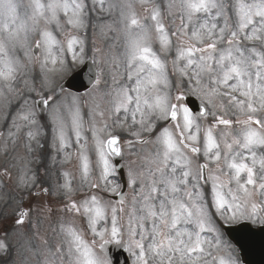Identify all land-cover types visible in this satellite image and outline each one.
Returning <instances> with one entry per match:
<instances>
[{"label":"snow or ice","instance_id":"obj_1","mask_svg":"<svg viewBox=\"0 0 264 264\" xmlns=\"http://www.w3.org/2000/svg\"><path fill=\"white\" fill-rule=\"evenodd\" d=\"M173 6L167 4L169 10ZM114 7L108 0H91L90 7L86 0H34L29 28L24 23L17 25L15 0H0V99L7 101L9 110H15L7 139L15 144L26 129L27 152L34 151L35 143L43 153L46 144L40 138L50 124L52 141L47 147L63 153L65 159L79 157L84 181L91 174L88 150L95 151L100 167L99 177L89 182L91 191L83 200L68 195L72 192L70 180L59 186L68 199L63 210L85 217L92 239L86 240L83 231L61 217L59 227L66 248L57 245L55 252L48 250L44 264H56V253L60 264L65 255L67 264H112L106 252L109 244L128 252L132 264H235L230 254L228 259L213 255L217 249L230 247L222 239V229L240 220L264 223V154H257V149H264V0H180L174 30L163 22L160 5L153 4L146 19L152 22L161 51L170 50L173 39L176 41L174 84L169 82L165 62L151 46L148 27L132 12L126 18L124 61L114 59L111 65L112 85L105 93L110 104L108 118L96 111L99 105L90 108L89 114L100 119H93L87 129L91 132L89 144L80 98L69 100L63 86L57 94L47 83V73L58 70L57 65L62 68L65 62L63 44L49 26L78 30L86 26L91 13L110 12ZM29 32L39 36L32 47L43 57L45 75L43 79L33 76L39 85L25 82V88L17 90L14 85L24 65L14 53L25 48ZM77 43L82 41L75 36L67 39V52L74 60ZM28 54L26 50L25 56ZM95 83L99 85V75ZM161 86L172 90L162 91ZM190 96L200 102L195 114L188 105ZM113 115L120 125L130 117L133 125L149 134L158 127L152 117L171 122L151 141L155 151L141 156L137 167L131 161L126 173L110 160L123 155L119 136L106 133ZM208 117L211 122L202 128L198 121ZM69 121L78 146L75 154L67 151L73 146ZM132 135L137 137L135 141H125L130 149L137 143H149L140 131ZM3 148L7 151V140ZM26 171L19 178L23 186H28ZM27 216L22 209L16 223L22 225ZM97 244L103 255L95 251ZM0 252L13 253L2 238Z\"/></svg>","mask_w":264,"mask_h":264},{"label":"rangeland","instance_id":"obj_2","mask_svg":"<svg viewBox=\"0 0 264 264\" xmlns=\"http://www.w3.org/2000/svg\"><path fill=\"white\" fill-rule=\"evenodd\" d=\"M44 2H47V0H44ZM86 2L90 7L91 0H86ZM170 2L174 5L171 10L167 8V4ZM179 2L180 0H147L146 3L142 4L140 0H108V3L115 5V7L110 12H101V14L97 12L98 15L91 13L90 17L86 20L85 27H81L78 30H72L69 29L67 25H64L63 30H58L55 24L49 26L57 40L59 34H61V37L63 35L66 36L63 56L65 62L63 67L59 68L60 65H58L56 67L58 70L47 73V83L54 88L57 94H60L59 87L63 84L65 79H67L70 74L77 71L86 59L93 57L97 63L100 83L99 85H96L89 94L80 96L81 99L79 100L84 119V136L87 137L89 144L91 143V132L87 131V129L93 119L97 121L100 119L99 116L93 117L89 114L90 108L99 105V108H97L96 111H103L105 113V119L108 118L110 104L108 102L109 97L106 96L105 93H107L109 87L112 85L111 65L114 59L121 62L124 61L126 41L128 39V36L124 34L127 32L126 18L132 12H135L137 16L142 19V22L146 27H148L151 36V46L160 59L165 62L170 84L176 82L177 77L174 75L172 64V61L176 56V41L173 39L170 50L161 51V46L153 30L152 22L150 19H146V17L150 15L153 4L160 5L163 22L169 30H174L175 25L173 22L175 21V23H179ZM15 3L18 5L17 14L21 13L25 15V19L16 21L17 25L24 23L31 28L32 20L30 17L33 13L34 0H15ZM128 4H131L132 7H127ZM146 8L148 9L147 12L145 11ZM170 12L171 14H169ZM43 26L44 22L40 21V27ZM68 29L72 34L66 33ZM20 35L21 38H23L24 33L21 32ZM2 36L3 33H0V37ZM36 36L37 35L34 32H29L25 48H18L14 53V55L20 58L22 65H24L21 69V75L14 85L17 90L25 88V82H27L28 86H31L34 82L39 85V79L33 81V76H39L40 79L44 78L45 74L41 71L42 55H40V58H37L35 61L31 55V48L36 42L35 38H39ZM71 36L77 37L82 41V44L77 43L74 45V51L77 54L76 59H71V63L66 64L68 54L67 39ZM81 47L83 48L82 53L80 51ZM93 49H97L98 51L94 53ZM26 50L29 53L27 56H25ZM49 67H51V65H49ZM161 90L169 91L172 89H164L163 86H161ZM5 94L8 99L12 98V94L7 93L6 89ZM63 94L66 95L69 100L71 99V96L68 94H65L64 92ZM6 104V100L0 99V133L4 134L0 137V238L5 239L6 242L11 245L13 253L12 255H7L0 252V264H44L45 253L48 250L55 252L57 245H59L61 249L66 248L63 243L64 237L60 233L59 227L61 217L65 223L69 221L73 222L74 226H76L78 222L82 225L83 218L84 223L86 222L85 217L80 216L79 218H76V216H73V213L63 210L68 199L64 190L60 188L59 183L56 182L58 173L61 171H63L62 175L68 173V176H64V178L65 182L66 179L71 181L72 192L68 195L73 198L77 193L76 184L80 182L82 188L90 189L89 182H95L94 174L95 171L100 174V167H98L97 164L98 160L93 161L90 155V151H95L88 150L86 155L90 162L91 174L86 182L82 179L81 167L76 166V163L80 165L81 162L79 157L75 155H72L70 159H65L63 153L53 151L51 162H48L50 151H48L47 145L45 152L41 153L40 150L36 148L35 143H33L34 151L29 154L24 147L25 141L23 135L26 129L20 133V138L17 139L15 144H13L11 139H7V134L8 125L11 124L12 121V115H9L15 110H9ZM65 119H68L66 115ZM121 119H123L122 114ZM152 120L158 125L161 124V126L158 129H154L151 134L142 132L139 125H133L130 117L123 125L115 122V115L108 120L109 128L106 130V133L107 131H111L113 134L117 135L121 128L127 127L129 130H132V132L140 131L144 139L149 141L148 144L138 143V145H135L131 149L129 147L126 148V152L132 155L131 161H133V158L136 160V164L133 165V167L140 165L137 156L142 152L147 156L149 153L155 151V147L151 141L155 139V135L159 132L160 128L165 127L163 123L166 121L156 120L155 117H152ZM40 122L43 123V119H41ZM209 122H211V117H208L207 121L204 120L199 123L206 124L207 126V123ZM49 127H51L50 124L43 130L46 135L40 138V143L46 144V141L49 139ZM201 127L203 128L205 125H201ZM68 130H71V127H69ZM12 131H15V129H12ZM69 136L73 141V146L67 151L75 154L78 151V146L75 144V138L71 135ZM132 136L128 138L127 141L137 139V137L134 136L132 139ZM6 140L7 151H4L3 145ZM51 141L52 139L50 140V143ZM257 154L258 156L264 154V149H257ZM55 164L63 165L64 169L59 171V167L57 169L53 168ZM25 169H27L26 177L28 186H23L19 183V178L24 173ZM46 188L50 190L48 194L43 192V189ZM84 194L86 193L84 192ZM22 209H25L28 212V216L22 225H18L16 221L19 219V213ZM241 221H247L253 226L264 224L259 221L253 223L250 220H240L236 223ZM78 229L83 231V233L86 232V234L88 232L85 228V231L81 228ZM222 239L223 241H226L230 247L227 249H217L213 252V255L218 259L220 257L228 259L230 254L231 259L235 264H240L236 249L226 240L224 235ZM49 258L51 259V256H49ZM56 264H60L59 253H56ZM64 264H67L66 255L64 257Z\"/></svg>","mask_w":264,"mask_h":264},{"label":"water","instance_id":"obj_3","mask_svg":"<svg viewBox=\"0 0 264 264\" xmlns=\"http://www.w3.org/2000/svg\"><path fill=\"white\" fill-rule=\"evenodd\" d=\"M255 256V260L257 261L256 264H264V240L258 247Z\"/></svg>","mask_w":264,"mask_h":264}]
</instances>
